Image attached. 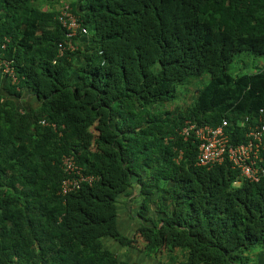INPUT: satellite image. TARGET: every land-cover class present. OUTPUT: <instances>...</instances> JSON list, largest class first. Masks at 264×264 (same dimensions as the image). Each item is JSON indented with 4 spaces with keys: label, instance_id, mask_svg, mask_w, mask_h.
I'll return each instance as SVG.
<instances>
[{
    "label": "trees",
    "instance_id": "1",
    "mask_svg": "<svg viewBox=\"0 0 264 264\" xmlns=\"http://www.w3.org/2000/svg\"><path fill=\"white\" fill-rule=\"evenodd\" d=\"M64 8L86 33L60 56ZM0 51L10 93L39 100L0 97V264H259L264 178L197 165L180 132L225 119L238 144L260 109L264 123V64L228 71L241 53L264 56V0H0ZM205 73L189 105L165 110ZM64 156L94 180L62 194L78 177Z\"/></svg>",
    "mask_w": 264,
    "mask_h": 264
},
{
    "label": "built area",
    "instance_id": "2",
    "mask_svg": "<svg viewBox=\"0 0 264 264\" xmlns=\"http://www.w3.org/2000/svg\"><path fill=\"white\" fill-rule=\"evenodd\" d=\"M58 21L66 28V37L63 44L58 46V54L63 55L66 48L74 49L73 37L79 33L81 23L78 18L67 9L61 10L58 15ZM83 34L85 28H81ZM7 42L8 39H5ZM6 43L1 45L5 49ZM0 74L11 79L13 84L18 82L12 60L3 56L0 51ZM17 89H20L17 87ZM263 110H259L258 124L249 125L245 133L246 141L243 143L233 144L230 142L227 133V120L223 119L221 124L212 127L208 124H198L187 121L181 129L180 135L184 139L193 136L198 142L196 164L210 167L214 164H220L228 161L233 169L239 171V175L250 181L258 182L264 178V123H262ZM41 123H44L42 121ZM62 164L65 172L69 175H78L77 178H65L60 186V192L66 194L73 189L79 188L82 181L89 184L94 180L90 175H83L80 167L75 165L72 157L64 156Z\"/></svg>",
    "mask_w": 264,
    "mask_h": 264
},
{
    "label": "rangeland",
    "instance_id": "3",
    "mask_svg": "<svg viewBox=\"0 0 264 264\" xmlns=\"http://www.w3.org/2000/svg\"><path fill=\"white\" fill-rule=\"evenodd\" d=\"M46 7V6H45ZM264 64V56L254 55L252 53H241L236 56L231 62L228 71L232 74L253 71L255 67H259ZM255 66V67H253ZM209 80V74L205 73L199 78H192L185 85H179L177 87V98L173 102L165 104L163 107L165 110L173 109L174 107H186L189 105L192 97L196 93V89H200ZM155 206L152 205V208ZM135 244L140 245V242ZM164 258V255L162 256ZM146 263V261H145Z\"/></svg>",
    "mask_w": 264,
    "mask_h": 264
},
{
    "label": "crops",
    "instance_id": "4",
    "mask_svg": "<svg viewBox=\"0 0 264 264\" xmlns=\"http://www.w3.org/2000/svg\"><path fill=\"white\" fill-rule=\"evenodd\" d=\"M86 38L87 37L85 36V41H86ZM78 42L82 44L83 43V39H81V40L79 39ZM75 62L77 64L78 60H76ZM7 80H8V78L5 75L0 74V97L14 99L16 101V103L19 105L20 108H22V107H24V108L25 107H27V108L37 107L39 105L38 97L35 95V93H34V91H33V89L31 87H23V89L20 88L19 89V90H21L20 96L17 97V96H14V95H12L10 93V91L8 89L9 86L7 85L8 84ZM137 191L138 190H136L135 188H133V190H131V192L129 191L131 195L127 196V200L129 201L132 197H134V199L131 200V202L133 204H131V206H130V204L128 202V204L125 205V209L130 210L132 205L134 207V202L137 199H139V197L137 195ZM123 208H124V206H123ZM123 211H125V210H123ZM126 212H127V215L121 217L120 221H121L122 229L131 232L130 230L132 228H134L133 225L136 226L137 221H134L133 219L129 218L130 215H128V211L127 210H126ZM128 254L133 256V254L130 253L129 251H128ZM129 255H128V257H129ZM257 256H259L257 258V260H258L257 262L259 264H264V252H260L259 254L257 253ZM144 260L146 261V259H144ZM149 264H153L152 261L151 262L149 261Z\"/></svg>",
    "mask_w": 264,
    "mask_h": 264
},
{
    "label": "clouds",
    "instance_id": "5",
    "mask_svg": "<svg viewBox=\"0 0 264 264\" xmlns=\"http://www.w3.org/2000/svg\"><path fill=\"white\" fill-rule=\"evenodd\" d=\"M197 145H198V142H197ZM198 151V150H197ZM200 166V165H199Z\"/></svg>",
    "mask_w": 264,
    "mask_h": 264
}]
</instances>
